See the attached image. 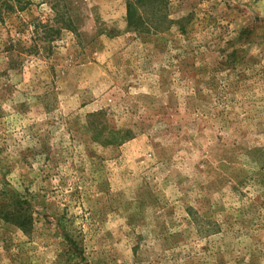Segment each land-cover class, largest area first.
Instances as JSON below:
<instances>
[{"label": "rangeland", "instance_id": "374dc122", "mask_svg": "<svg viewBox=\"0 0 264 264\" xmlns=\"http://www.w3.org/2000/svg\"><path fill=\"white\" fill-rule=\"evenodd\" d=\"M126 3L0 0V264H264V0Z\"/></svg>", "mask_w": 264, "mask_h": 264}, {"label": "trees", "instance_id": "16d2710c", "mask_svg": "<svg viewBox=\"0 0 264 264\" xmlns=\"http://www.w3.org/2000/svg\"><path fill=\"white\" fill-rule=\"evenodd\" d=\"M146 3L147 0H127L126 9L128 26L136 31H139V29H148L150 27L148 20H141L140 14H138V4H140V6H144ZM55 21L56 24L59 23L57 28H54V26L50 23L42 25L45 29V34H48L47 36L53 32H58L60 28H73V20ZM25 204L26 202L21 199L14 198L9 206L3 202L2 205H0V218L20 227L24 232H28L32 227V217L28 211L31 207L28 202L27 206Z\"/></svg>", "mask_w": 264, "mask_h": 264}]
</instances>
